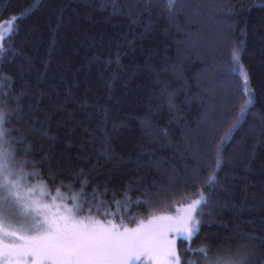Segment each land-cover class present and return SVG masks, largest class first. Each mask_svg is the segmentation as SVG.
<instances>
[{
  "label": "trees",
  "instance_id": "trees-1",
  "mask_svg": "<svg viewBox=\"0 0 264 264\" xmlns=\"http://www.w3.org/2000/svg\"><path fill=\"white\" fill-rule=\"evenodd\" d=\"M168 3L0 0V25L32 9L0 54L5 139L51 192L87 180L121 215L168 214L203 191L199 232L177 241L183 264H203L201 248L209 261L264 264V0Z\"/></svg>",
  "mask_w": 264,
  "mask_h": 264
},
{
  "label": "snow or ice",
  "instance_id": "snow-or-ice-1",
  "mask_svg": "<svg viewBox=\"0 0 264 264\" xmlns=\"http://www.w3.org/2000/svg\"><path fill=\"white\" fill-rule=\"evenodd\" d=\"M174 3L175 0H169L168 7ZM31 11L29 9L23 16L0 25L3 29L0 30V54L8 51L4 43L18 30V22ZM232 58L238 64V48L233 49ZM244 84L248 85L246 75ZM244 95L248 98L240 108L236 123L221 141L215 166L204 181L208 191L214 190L219 183L217 173L222 167L220 152L223 144L231 138L232 131L252 103L251 94L245 92ZM7 116L0 110V264H144L145 258L149 264H183L175 241L167 239V234L174 233L182 241H191L196 236L201 223L197 217L204 214L203 208L210 203L203 191H198L196 198H186V207L178 209L175 217L153 216L147 223L126 213L121 215L118 210L108 211L109 204L103 199L107 191L99 193L93 189L89 197L87 180L80 181L78 191H73L71 185L61 184L52 196L45 184H29V180L38 178V174L26 172V162H16L17 152L5 139L10 134L3 127ZM193 175L195 178L199 173ZM52 180L54 182V177ZM61 188L68 190L67 195L61 193ZM47 198H51L52 203H46ZM57 200L61 203H56ZM130 201L131 197L127 195L123 201L116 200L113 193L112 203L117 209L122 205L127 207L126 202ZM136 203L149 202L138 200ZM86 208L87 214L81 215ZM116 218L119 223L114 222ZM125 218L136 226L128 227ZM194 254L204 257L203 264H247L245 259L209 261L205 248Z\"/></svg>",
  "mask_w": 264,
  "mask_h": 264
},
{
  "label": "rangeland",
  "instance_id": "rangeland-1",
  "mask_svg": "<svg viewBox=\"0 0 264 264\" xmlns=\"http://www.w3.org/2000/svg\"><path fill=\"white\" fill-rule=\"evenodd\" d=\"M5 24V23H4ZM1 25H3V24H1ZM0 30H3V29H0ZM4 127V126H3ZM38 183H41L40 181H38V180H35V179H31V181H29V184H38ZM52 193V196H55V194H56V192H51ZM62 193V192H61ZM62 194H64V193H62ZM65 195H67V194H65ZM46 203H52V200H51V198H47L46 199V201H45ZM56 203H61V201H59V200H57L56 201ZM68 205L69 206H71V203L70 202H68ZM183 207H186V204L183 206H180V207H178V208H176L173 212H171V213H168V214H162V215H157V216H173V217H175L176 215H177V210L178 209H182ZM81 215H83V214H81ZM97 219H101V218H98V217H96ZM152 217H150V218H147V219H143L144 220V222L145 223H147V221L149 220V219H151ZM197 219H198V217H197ZM115 222V221H114ZM117 223V222H116ZM128 227H130V228H134L136 225H127ZM167 239H169V240H174L175 241V245H177V241L179 240L177 237H176V235L174 234V233H168L167 234ZM176 249H177V246H176ZM178 252V251H177ZM179 255V254H178ZM144 264H149V261L145 258L144 259Z\"/></svg>",
  "mask_w": 264,
  "mask_h": 264
}]
</instances>
